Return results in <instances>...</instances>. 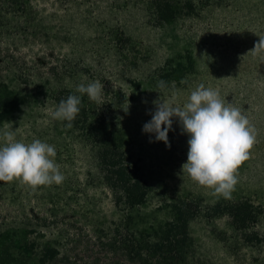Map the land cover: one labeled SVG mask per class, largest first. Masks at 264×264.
Listing matches in <instances>:
<instances>
[{"label": "rangeland", "instance_id": "374dc122", "mask_svg": "<svg viewBox=\"0 0 264 264\" xmlns=\"http://www.w3.org/2000/svg\"><path fill=\"white\" fill-rule=\"evenodd\" d=\"M29 1L32 6L24 8L26 14L20 19L13 14L10 2L0 0V79L21 93L32 89L36 94L20 109L1 114L0 130H6L10 123L13 130L17 129L18 140L30 143L38 138L55 145L56 161L65 179L59 185L35 187L19 178L0 181V224L6 219V223L12 221L35 231L33 235L62 234L68 247L77 249L88 245L96 218H116L110 197L88 184V158L79 133L72 126L66 127V121L52 119L56 105L45 93L46 81L52 86L73 87L98 76L106 93L111 87L120 89L130 100L124 107L128 120L124 127L141 157L142 176L152 186L146 203L134 212L136 226L163 224L174 218L173 203L192 202L201 211L189 226L195 264H264V254L235 238L227 218L207 219L205 209L223 197L213 195L212 189L198 185L182 170L187 162L188 137L181 133L178 121L173 120L168 133L170 147L155 142L154 137L150 143L149 134L142 132L151 119L154 100L175 98L183 102L203 83L245 111L259 141L264 128V122L256 121L259 116L264 119V50H253L264 39V0H208L198 17L181 19L164 28L147 24L138 0ZM107 25L118 26L133 41L135 46L128 58L138 65L123 69L125 58L112 61L106 57L100 44L105 40ZM97 39L101 50L97 60L101 61L94 63L91 57ZM187 50H192L196 58L198 74L180 86L155 90L149 79L152 72ZM74 63L85 68L75 78L64 76ZM32 81H38L43 92L29 88ZM254 159L255 169H262L264 157L250 151L248 161ZM244 167L240 165L237 170L238 183L231 199L242 193L252 195L258 188V196L252 200L264 207V178L255 176L258 180L247 187L244 182L251 173L246 174Z\"/></svg>", "mask_w": 264, "mask_h": 264}, {"label": "trees", "instance_id": "16d2710c", "mask_svg": "<svg viewBox=\"0 0 264 264\" xmlns=\"http://www.w3.org/2000/svg\"><path fill=\"white\" fill-rule=\"evenodd\" d=\"M7 1L14 6L13 14L20 19L26 14L24 8L32 6L29 0ZM208 2L138 0L146 13L147 24L154 28H164L181 19L196 18L208 6ZM104 29L105 40L100 44L97 39L95 48L93 47L94 59L91 57V61H101L97 60L101 52L97 48L100 44L109 60L125 58L121 62L123 69L131 68V64L138 65L137 62L131 63L128 58L129 51L134 49L135 44L123 30L116 25H107ZM67 38L69 37H65ZM261 56L264 59V52ZM83 67L74 63V67L64 76L75 78V74H79L85 68ZM197 71L196 58L192 50H187L178 59L167 60L156 68L149 79L155 90L163 91L157 86L159 80L166 81L168 87L172 84L180 86L189 77L197 75ZM50 75L53 76V73ZM89 79L103 83L98 76ZM104 82H108L106 77ZM236 82L238 87L239 81ZM46 84L48 89L45 93L50 94L49 99L56 106L60 100L74 94L77 85L57 87L52 86L50 81H46ZM30 87L43 92L38 81L29 83ZM34 91L31 89L27 93H21L0 79V116L20 109L23 103H29L36 96ZM104 92L100 104L89 101L86 95L82 97L81 111L72 122V129L79 133L80 144L87 153L88 184L105 191L110 197L116 218H96L88 245L77 249L68 247L62 234L55 233L50 237L44 234L33 235L35 231L23 229L12 221L6 223L4 219L0 224V264H195L194 245L189 229L190 223L201 212L195 203H173L172 220L158 226H136L134 212L146 203L152 186L142 176L141 157L137 155L131 135L124 127L128 121L124 107L130 101L129 98L122 90H114L112 87L108 89V93ZM256 121L262 123L264 119L259 116ZM259 138L250 151L264 157V146L260 143H264V128ZM252 163L247 160L241 164L245 166L243 171L246 174L251 173L244 182L247 187L252 186L260 177L264 178V165L262 169H255L257 160L254 159ZM258 192L257 188L252 195L242 193L233 199L221 198L207 207L204 213L208 220L227 218L237 240L245 247L257 248L258 252L264 254V207L252 200L258 196ZM42 240L45 242L39 243Z\"/></svg>", "mask_w": 264, "mask_h": 264}, {"label": "clouds", "instance_id": "9594fccd", "mask_svg": "<svg viewBox=\"0 0 264 264\" xmlns=\"http://www.w3.org/2000/svg\"><path fill=\"white\" fill-rule=\"evenodd\" d=\"M258 49L264 50V39L253 51ZM157 86L168 88L164 80H159ZM85 95L91 102L102 103L104 85L98 80L77 84L75 93L60 100L51 111L52 119L67 121L65 126L71 127ZM152 103L151 119L142 127V132L150 136L149 142H163L170 147L168 133L173 120L178 121L181 133L188 137L187 162L182 170L198 185L212 189L213 195L231 199L238 183L237 170L249 159L256 143V130L245 111L203 83L191 90L183 102L159 98ZM7 124L10 126L6 130H0V181L19 178L33 187L61 184L65 175L56 161L55 145L38 138L30 143L18 140L17 129Z\"/></svg>", "mask_w": 264, "mask_h": 264}]
</instances>
